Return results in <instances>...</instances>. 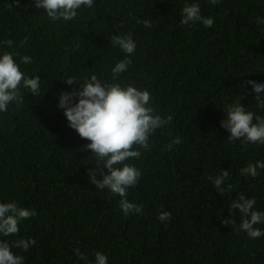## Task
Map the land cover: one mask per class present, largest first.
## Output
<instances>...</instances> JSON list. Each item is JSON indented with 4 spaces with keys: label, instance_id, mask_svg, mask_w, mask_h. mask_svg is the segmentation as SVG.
<instances>
[{
    "label": "trees",
    "instance_id": "trees-1",
    "mask_svg": "<svg viewBox=\"0 0 264 264\" xmlns=\"http://www.w3.org/2000/svg\"><path fill=\"white\" fill-rule=\"evenodd\" d=\"M19 3L0 0V55L15 53L25 75L40 77L41 91L34 96L21 88L22 102L0 113V203L15 201L37 215L0 240H36L26 252L12 247L23 264H95L97 251L108 264H264V236L250 239L236 231L239 210L232 218L228 208L243 194L255 197L254 209L264 212V169L254 179L240 174L247 164L264 161V145L245 149L229 141L220 124L223 109L236 100L264 117L251 85L240 87L249 80L264 83V24L257 23L264 0H93L68 22H50L35 0ZM186 3H198L213 25L181 24ZM129 33L135 53L115 82L148 90L154 112L173 119L150 137V151L125 162L142 173L127 199L143 205L141 214L125 216L119 196L90 183L88 169L96 167L84 148L90 141L69 127L58 103L61 92L82 90L66 84L68 77L83 81L95 74L113 82L111 70L126 54L111 37ZM24 55L32 63H20ZM174 137L182 143L168 151ZM221 169L229 170L222 187L232 185L224 195L209 179ZM162 211L171 213L169 221L157 219ZM230 218L235 224L224 223ZM255 227L264 230V224Z\"/></svg>",
    "mask_w": 264,
    "mask_h": 264
},
{
    "label": "clouds",
    "instance_id": "clouds-1",
    "mask_svg": "<svg viewBox=\"0 0 264 264\" xmlns=\"http://www.w3.org/2000/svg\"><path fill=\"white\" fill-rule=\"evenodd\" d=\"M219 2L220 0H209V3L213 5ZM11 6L19 7V0H15V4ZM82 6L93 7V0H35L34 4L37 10L44 9L50 22L61 19L65 22L74 20ZM181 15L183 19L180 23L186 26L200 22L205 28H209L214 23V18H205L201 15L198 3H186L181 10ZM137 23H143L147 28L152 27L149 20H137ZM257 23L264 24V18L258 17ZM27 39L25 37L20 41V45L23 46ZM111 40L114 46H119L126 54V58L117 62L111 70L113 82H102L95 74L83 81L68 77L64 79L66 84H79L82 90L61 92L58 107L63 109L69 127L74 129L81 138L90 141L84 146L85 149L92 151L95 158L96 167L88 169L90 183L98 190L107 189L113 195L119 196V208L127 216L130 213H142L143 205L129 202L127 199L128 189L138 184L142 173L134 165L125 162L129 159H139L142 151H150V137L158 129L169 125L173 117L168 115L165 118L154 112L150 106L151 93L148 90L138 89L130 84L122 87L119 82H115L119 75L126 72L131 65L132 61L127 57L135 53L136 43L130 33L123 36L114 35ZM2 43L5 47H12L14 42L4 40ZM14 55L15 53L10 52L0 55V113L7 112L10 103L22 102L24 97L21 95V88L34 96L39 95L41 91L40 77L29 78L25 75L15 62ZM20 63L30 64L32 57L24 55L20 58ZM248 85H251L256 93L257 106L264 108V99L260 96V93L264 92V83L249 80L240 87L244 88ZM223 111L224 119L220 121V124L230 133L227 137L229 141L239 140L245 149L249 144L264 145V117L246 110L240 100L228 104ZM181 143V138L174 137L165 145V148L171 151L174 145ZM100 165L103 167H99ZM258 169H264V161L247 164L240 169V174L254 179L259 175ZM97 175L101 178L97 179ZM228 178L229 170L223 169L219 176L209 177L221 195L232 188L231 184H228L226 188L222 187ZM256 203L255 197L247 198L240 194L228 206L232 218L235 216L234 209H238L241 216L239 228L235 230L245 232L250 239L264 236V230L255 227L258 224H264V212L254 209ZM36 215L34 210L22 207L15 201L0 203V237L17 235L20 223ZM232 218L225 220L224 223L235 224ZM157 219L161 222L169 221L171 213L162 211ZM35 244L36 240L33 238H21L12 241L11 244L7 240H0V264H23L24 257L14 254L12 247L26 252ZM74 252L79 260L87 261L84 252L79 249H75ZM95 264H108L107 255L97 251Z\"/></svg>",
    "mask_w": 264,
    "mask_h": 264
}]
</instances>
